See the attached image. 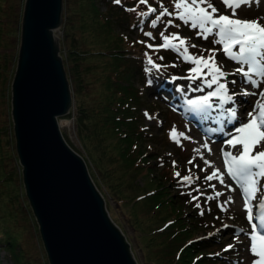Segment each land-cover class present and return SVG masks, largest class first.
Wrapping results in <instances>:
<instances>
[{
    "label": "rangeland",
    "instance_id": "rangeland-1",
    "mask_svg": "<svg viewBox=\"0 0 264 264\" xmlns=\"http://www.w3.org/2000/svg\"><path fill=\"white\" fill-rule=\"evenodd\" d=\"M137 2L138 0H121V4L125 7H132ZM151 2H153V5L155 3L158 4V6H155L158 8V11L159 5L163 3L168 5L170 12L175 11L173 0H148V4L153 6ZM94 3L97 4L99 10L96 16L97 20L91 22V19H88V28L85 29L83 28V23H81V18L84 14L83 10L87 2L85 0H62L61 20L57 28L54 29V33L58 37V53H60L61 56L63 55V57L64 51L70 44H75L79 48L86 46V48L89 49H87L88 51H96L106 49L108 45H115L119 41L117 39V33L122 34L123 41L128 51L127 58L125 59L128 66L123 67L124 69L118 72V76H120L117 79L122 83L132 82L134 85L138 86L141 96L144 98L132 108L134 114L130 116L131 119L124 120L122 124L124 131L128 135V139L125 138V140H129L132 146H136L137 149L140 150L139 159L137 161L139 166L131 168L126 176H134L135 185L143 183L145 188L155 186V180H157L160 175L159 169L162 165H167L169 175L179 172L180 177L191 174L195 179V177L199 176L200 179L196 180L191 187L181 184L180 177L177 181L170 178L165 181H172L173 185L169 186L170 191H174L178 189L179 186H182L188 189L186 193L196 187H199L201 192L204 193L200 196L198 201H192L193 206H195L196 203L201 204V209L204 211V214L201 215L199 224L191 227V231L194 237L206 236L211 233V237L215 238L217 241L215 242V250L212 252L213 255L211 254V257L207 255L201 259V262L203 264H252V261L258 258L251 254L249 250L251 244L249 237L242 232L239 233L238 240L234 239L239 228L245 229V232L251 231V226L247 220V212L244 209L242 193L240 192L239 194L236 188L235 192L237 198H233V203L225 204L226 211H221L218 205L226 201L228 196H230L228 195L227 187L221 185L215 178L212 181L203 179L205 175L211 174V172L216 169H219L220 172L223 171L220 162V152L223 147L214 146L212 140L216 139L217 135L224 140L227 139V137H222V133L220 132H209L207 135V131L205 128L202 129V125L209 129L217 128L219 125L213 123L211 120L199 124L198 120L191 116V112L188 110L189 106L184 104V97L191 94L194 96H203L205 90L208 88L205 87L203 92H195L191 89L199 85L201 83L200 80H196L193 83L191 80L174 79V77H185L189 75L188 70L194 67L190 62H185L179 53L171 49H160L158 53H153L143 44L135 43L140 40L154 44L163 43L162 38L159 36V32L164 30L163 23H158L157 28L152 29L150 20L145 19L144 30L153 32V35L156 37L153 41L145 37L143 33L139 31V28L134 26L137 20L144 18H139L136 17L134 13L126 12L124 7L114 4L112 0H94ZM211 3L218 9V14H231V10L225 9L221 0H211ZM139 10H147V6L140 5ZM88 15H90L89 11L86 12V16ZM237 16L241 19H253V17L257 18L260 15L256 14L254 10L242 12L237 9ZM152 18H155L154 15ZM168 19L173 18H162L163 21ZM174 22L179 23L180 27L175 28L169 26L165 34L167 35L175 32L178 33L180 37L186 38L185 46L188 47L190 54L208 57L209 51H205V49H216L214 57L216 66L221 67L226 73L235 72L236 68L240 66L237 62L228 59L224 55L222 45L211 43L213 37L209 36V38L205 40L197 36L196 32L198 30L192 29L190 25H184L183 22L179 20H175ZM261 23H264V20L261 21ZM91 26H93L94 29H90ZM84 36L85 39H83ZM175 42L178 43V41ZM192 44H196L197 47H190ZM16 47L17 45H15L14 42L11 49L15 50ZM161 51L166 52L167 55H161ZM80 52L83 53V56H80L79 59V70L75 71V69L72 68L70 71L71 79L68 77L69 87L71 89L69 114L64 113L61 115V118H58V126L65 141L76 152L84 155L76 134V123L74 121L75 99L80 100L81 98H85L96 89V82L94 79L96 72L93 70V66H87V64L94 61V58L101 59L102 56L96 53L87 55V53H84L85 51ZM144 52H149V54L153 56L154 61L162 66L159 71L153 70L151 73H145L143 71V67L147 66ZM160 56L163 57V60L159 59ZM108 58L110 57L108 56ZM62 62L65 64L63 66L67 72L66 66L68 65H66L65 59L62 58ZM69 63L70 61L68 64ZM172 65H175V67ZM126 71L130 72L128 78L122 76ZM207 78L210 79L211 77L208 76ZM253 78L257 80L260 79L255 76ZM114 79H116V77H114ZM233 79L237 81L236 85L230 83ZM241 80L242 76L239 74L235 76L228 75L227 86L230 93L248 88V85L241 84ZM221 82L225 81L222 80ZM180 89H183V91H180ZM73 90L75 91L74 94ZM209 90L212 91L214 88ZM249 90L258 91L254 88H249ZM235 99L237 100L236 105L232 106L229 104L227 106L236 107L238 109V116H240L243 115L246 110H251V106L256 97L242 98L237 96ZM241 99H244L243 105L240 104ZM212 102L216 103L217 101L214 98ZM145 111L153 117L151 120L145 117ZM4 117L6 118L7 115L5 114ZM8 118L11 119L10 113ZM67 119L68 122L65 123L64 121ZM245 122L247 121L245 120ZM132 124L135 126H132ZM231 128L232 125L225 126V131H229ZM173 129H175L177 133L179 144L171 139L170 133ZM181 132L184 133L185 136L190 137V139L179 136ZM201 136L206 137L207 140L210 141L209 144H206L207 147H203L205 143L200 141ZM197 148L200 149L199 154L195 151ZM226 149L236 154V150L232 149L230 146ZM258 150L260 149H257V151ZM14 154L16 155V152H14ZM140 155L144 156L140 157ZM84 158L87 160L86 156H84ZM193 158H195L194 163L189 164L188 161ZM205 159L209 161V165L204 164ZM173 161L176 162L175 167L173 166ZM87 162L89 164L88 160ZM9 164L12 175L9 176L7 180V187H1L3 190H0V200L7 194L11 196V200L8 202L9 204H7L6 208H0V237L3 240L10 241V244H0V264H21L18 256L20 252L17 250L20 249L22 252L23 250L28 252V255L33 260L37 255L40 256V249L43 252L44 249L39 237L36 220L24 193L21 180V167L17 161V156L16 158L13 157L10 159ZM194 165H199V167ZM201 169H206V171H201ZM260 183L264 185V179H262ZM210 185H215V188H212ZM95 186L104 199V206L107 212L111 211L112 217L115 218V223L123 232L125 238H127L137 264H154L151 259H155L154 254L153 256L150 255L151 258L144 255V251L148 248L151 249L152 245H141V242L146 240L147 235L144 227L141 224L134 227L131 217L129 218L125 210L126 206H128L127 209L130 207L132 209L141 207L143 205V200H130L129 202L120 204L103 185L97 186L95 184ZM217 191L221 192L222 195L211 201H206L208 195L215 196ZM192 195H198V193L192 192ZM190 199L191 196L187 194L184 195L181 205V214H184L183 219L186 224H189L193 219L189 214L191 208L186 204V201ZM177 202L178 200L172 202L173 210H176V213L179 211V205L181 204L180 201L179 203ZM169 204H171V202H169ZM252 204H254V201ZM209 208L211 211H208ZM201 209H197V211L200 213ZM140 213L141 214L138 215V220L141 221L147 216V211H141ZM217 217H219V219H217ZM222 224H229L231 227L223 228ZM217 229H220V232H217ZM159 237V233L153 234L152 243L159 239ZM230 243L234 244L235 247L227 252L223 251ZM217 260L219 261L218 263Z\"/></svg>",
    "mask_w": 264,
    "mask_h": 264
},
{
    "label": "water",
    "instance_id": "water-1",
    "mask_svg": "<svg viewBox=\"0 0 264 264\" xmlns=\"http://www.w3.org/2000/svg\"><path fill=\"white\" fill-rule=\"evenodd\" d=\"M62 0H23L9 113L24 193L48 264H137L84 161L62 136L71 104L54 29Z\"/></svg>",
    "mask_w": 264,
    "mask_h": 264
},
{
    "label": "trees",
    "instance_id": "trees-1",
    "mask_svg": "<svg viewBox=\"0 0 264 264\" xmlns=\"http://www.w3.org/2000/svg\"><path fill=\"white\" fill-rule=\"evenodd\" d=\"M85 1L87 4L83 10L81 23L86 29L88 28V19H91V22L96 21L99 10L94 0ZM22 3L23 0H0V190H3L2 186L7 187V180L12 175L9 167L10 159L16 158L13 134L11 135V119L8 118L9 83L17 51V47L15 50H12L11 47L14 42L15 45L18 42ZM151 4L153 5V2ZM163 4L168 7L166 3ZM156 5L158 6L157 3L153 6ZM87 11L90 12L88 16H86ZM90 29H94V27L91 26ZM117 39L119 41L115 45H108L106 49L96 51H88L86 46L79 48L75 44H70L64 51V57L61 56L68 65L66 66L67 77H70L72 68L75 71L79 70V59L80 56H83L80 51H85L84 53L87 55L96 53L102 56L101 59L94 58V61L87 64V66H93V70L96 72L94 78L96 89L85 98L75 99L74 121L79 145L84 153L81 156L87 157L89 164L84 159L95 184L103 185L117 202L124 204L130 200H143L141 207L127 209L128 206H126L125 210L129 218L131 217L134 227L138 224L144 227L147 235L141 245H152L151 249L148 248L144 251V255L150 257L154 254L155 259L150 257L154 264H203L201 259L207 255H213L217 240L211 237L212 235L193 236L191 227L199 224L201 215L193 206L192 199L186 201V204L191 208L189 214L193 219L189 224L184 223L181 205L188 189L179 186L178 189L170 191L169 186L173 183L165 181L169 178L177 181L179 177H176L175 174L169 175L167 165L160 166V175L155 180L153 187L145 188L143 183L135 185V177L126 176L131 168L139 166L137 161L140 150L136 146H132L129 140H125V138L128 139V135L122 124L124 120L131 119L130 116L134 114L132 108L144 98L141 96L138 86L132 82L122 83L117 79L120 76H118V72L128 66L125 62L128 51L121 33H117ZM161 55H167V53L161 51ZM130 72L126 71L122 76L128 78ZM132 126L135 125L132 124ZM143 156L140 155V157ZM10 200L9 194L4 196L0 200V208H6ZM177 200V203L180 201L181 204L176 213V210H173L172 202ZM141 211H147V216L140 221L138 215L141 214ZM108 212L114 220L111 211ZM173 213L176 214L172 215ZM155 233H159L160 237L152 243ZM5 243L10 244V241L0 237V244ZM17 251L20 252L18 256L21 264H48L45 253L41 249L40 256L37 255L33 260L28 252L24 250L22 252L20 249Z\"/></svg>",
    "mask_w": 264,
    "mask_h": 264
},
{
    "label": "snow or ice",
    "instance_id": "snow-or-ice-1",
    "mask_svg": "<svg viewBox=\"0 0 264 264\" xmlns=\"http://www.w3.org/2000/svg\"><path fill=\"white\" fill-rule=\"evenodd\" d=\"M112 2L124 7L126 12L134 13L136 17L144 18L137 20L134 26L138 27L145 37L153 41L156 39L153 32L144 30L145 19L150 20L152 29H156L158 23L164 24V30L159 32L163 43H147L144 40L136 41L135 43L143 44L153 53H158L160 49H171L179 53L185 62H190L194 65L188 70L189 75L174 77V79L191 80L193 83L196 80H200L201 83L191 89L195 92H203L205 87L208 89L214 88V90L207 92L203 96L186 100V104L189 106V111L202 114V120H211L219 125V127L207 129V131L223 133L227 137L223 143L236 150V154L221 149L226 172L222 173L219 169H216L211 174L205 175L203 179L212 181L215 178L221 185H225L224 176H228L239 186L251 231L245 232V229L239 228L234 239L238 240L239 233L244 232L251 241L249 249L251 254L258 258L252 261V264H264V190H262L264 185L260 183L264 179V23H261L264 20V16H258L255 19H241L237 16V9L242 6L250 9L254 3L259 5L260 0H221L225 9L231 10L230 15L218 14V9L211 3V0H173L174 12H170L164 4L159 5L158 11L157 7L148 4V0H138L132 7H125L121 4V0H112ZM140 5H146L147 10H139ZM153 15L155 18H152ZM164 17L173 19L163 21L162 18ZM175 20H179L184 25H190L192 29L198 30L196 35L205 40L209 36L213 37L211 43L222 45L224 55L228 59L237 62L240 66L232 73H226L221 67L216 66L214 58L216 49H205V51H209L208 57L190 54L188 47L185 46L186 38L180 37L175 32L165 34L169 26L180 27L179 23L174 22ZM175 41H178V43ZM190 47L196 48L197 45L192 44ZM144 56L146 57L145 63L147 65L143 67L145 73L160 70L162 66L154 61L153 56L149 52H144ZM159 59L163 60V57L160 56ZM172 66L175 67V65ZM237 74L242 76L241 84L248 85V88L230 93L227 86V77L228 75L235 76ZM208 76L211 78L208 79ZM254 76L260 79H254ZM222 80L225 82H221ZM230 83L236 85L237 81L233 79ZM249 88H254L258 91H251ZM180 91H183V89H180ZM237 96L242 98L256 97L251 110H246L240 116H238L236 107H225V105L229 104L236 105L237 100L235 97ZM213 98L217 101L215 104L212 102ZM240 104H244V99H241ZM213 111H216L217 114L212 115ZM144 115L149 120L153 118L147 111H145ZM226 125H232V128L229 131H225ZM170 135L171 139L179 144L175 129ZM179 136L190 139L182 132L179 133ZM203 147H207V145H203ZM257 149L260 150L257 151ZM195 151L199 154L200 149L197 148ZM194 159H190L188 163L193 164ZM175 164L176 162L173 161L174 167ZM204 164L209 165V161L205 159ZM194 166L199 167V165ZM201 171H206V169H201ZM175 176L180 177V173L176 172ZM199 179V176L194 179L189 174L180 177V182L185 186L191 187ZM210 186L215 188V185ZM225 186L229 191H235L230 185ZM192 192H196L198 195H192ZM186 194L191 196L192 201H198L204 193L201 192L199 187H196ZM221 195L222 193L217 191L215 196L208 195L206 201H211ZM253 201H256L255 215L253 214ZM233 202L232 196H228L227 200L219 204L218 207L221 211H226L225 204ZM195 207L201 209V204L196 203ZM208 211H211V209L209 208ZM199 214L203 215L204 211L201 209ZM253 220L256 222L253 223ZM222 227L229 228L231 225L222 224ZM216 231L220 232V229ZM209 235L212 234L210 233ZM234 247L235 245L230 243L223 251L227 252Z\"/></svg>",
    "mask_w": 264,
    "mask_h": 264
},
{
    "label": "bare ground",
    "instance_id": "bare-ground-1",
    "mask_svg": "<svg viewBox=\"0 0 264 264\" xmlns=\"http://www.w3.org/2000/svg\"><path fill=\"white\" fill-rule=\"evenodd\" d=\"M248 10H250V11H253V10H254V11L256 12V14H259L260 16H264V0H260L259 5H257V4L254 3L250 9L247 8L246 6H242L240 9H238V11H242V12H248ZM249 17L252 18L251 16H249ZM253 19H255V17H253ZM262 21H263V20H262ZM188 90H189V89H188ZM190 112H191V113H190L191 116L194 117V118H196V119L198 120V123H199V124L208 121V120H202V119H201V115H202V114H197V113H195V112H193V111H190ZM192 114H193L194 116H193ZM215 114H217V112H215ZM212 115H213V112H212ZM64 122H65V123L68 122V119L65 120ZM58 124H59V121H58ZM225 140H226V139H225ZM200 141L204 142L205 145L210 143V141H208L207 138L204 137V136H201V137H200ZM223 142H224V139L220 138L218 135L216 136V139L212 140V143H213L214 146H221V147H223V148H227V147H229V146H226ZM221 172L223 173L224 171H221ZM224 180H225V185H230L231 188L235 189V191H236V188H237V191H238L239 194H240L239 186L235 183V181H232L231 178L228 177V176H224ZM227 190H228V191H227V192H228V195L232 196V198H234V199L237 198V197H236V192H235V191H234V192H233V191H229L228 188H227ZM237 204H238V203H237Z\"/></svg>",
    "mask_w": 264,
    "mask_h": 264
},
{
    "label": "built area",
    "instance_id": "built-area-1",
    "mask_svg": "<svg viewBox=\"0 0 264 264\" xmlns=\"http://www.w3.org/2000/svg\"><path fill=\"white\" fill-rule=\"evenodd\" d=\"M61 118V117H60ZM59 121V120H58Z\"/></svg>",
    "mask_w": 264,
    "mask_h": 264
}]
</instances>
